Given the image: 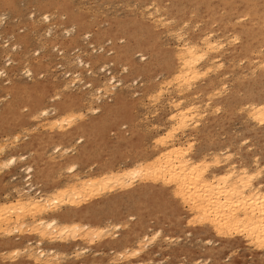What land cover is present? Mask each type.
Returning a JSON list of instances; mask_svg holds the SVG:
<instances>
[{
  "label": "rangeland",
  "instance_id": "1",
  "mask_svg": "<svg viewBox=\"0 0 264 264\" xmlns=\"http://www.w3.org/2000/svg\"><path fill=\"white\" fill-rule=\"evenodd\" d=\"M152 17L159 20L154 24ZM179 35L197 45L211 35L222 48L214 54L221 66L215 60L209 68L206 60L200 62V77L190 78L178 94L171 75L179 68ZM78 57L89 67H77ZM111 75L112 94H96ZM168 81L171 87L165 86ZM162 87L164 94L156 97ZM178 102L197 103L201 113L197 125L175 134V142L196 158L226 150L230 162L259 172L264 184V125L248 114L250 104L264 102V0H0V151L6 146L0 159L27 157L11 171L0 170V203L14 200V190L23 187L20 169L26 165L33 169L35 188L45 193L69 175L101 174L150 159L170 146H162L157 136L170 128L168 118ZM42 109L50 114L33 117ZM67 112L74 114L73 128L46 124ZM62 131L67 139L59 141ZM57 145L61 150L54 153ZM71 163L78 165L74 174L66 170ZM167 184L138 182L128 193H108L91 203L81 222L92 227L120 223L119 240L150 230L153 241L125 261L131 264H264V246L250 244L243 231L220 232L197 217L198 225ZM28 232L0 231V264H41L25 260L26 254L10 251L12 259L8 254L13 245L6 241H19ZM85 238L57 246L62 257L57 263H125L111 252L116 244Z\"/></svg>",
  "mask_w": 264,
  "mask_h": 264
},
{
  "label": "bare ground",
  "instance_id": "2",
  "mask_svg": "<svg viewBox=\"0 0 264 264\" xmlns=\"http://www.w3.org/2000/svg\"><path fill=\"white\" fill-rule=\"evenodd\" d=\"M45 19L48 18L45 17ZM153 20L152 17V21ZM162 20L163 18L161 21ZM155 21H153V23ZM162 24L164 23L161 22V25ZM178 34L176 36H178ZM211 35L205 36L202 39L201 45L191 43L182 37L180 38L179 35L181 41H179L180 43L178 44L177 49L179 68H176L177 70L172 74L173 76L171 75L172 85L173 82L176 86L178 85V90H176L177 88L175 89L178 91V94L180 91V93H182L180 87H185V83H187L190 78H197L200 75V62L206 60L209 68L212 63L211 61L215 60V66H221V61L218 59L220 55L214 54L222 48V44L217 42L219 40H215ZM210 55L213 56L210 57ZM77 60V67H89V63H84L80 57H78ZM104 67L101 68L104 70ZM26 73L31 76V71L29 69H27ZM79 75V73L75 74L76 80H78L77 78ZM114 82V77H109L107 84L105 83L100 88H97V90L95 89V93H98L101 96L112 94L111 91L114 90V85L112 84ZM171 82L165 86H168ZM162 83L163 82H161V85ZM88 86L90 87L91 85ZM163 88L164 87L160 89L157 88L159 90L157 91L156 97H162V94H164L163 90H165V88ZM91 92H93V90H90L88 93L92 94ZM166 93H168V91ZM101 96L95 97L94 95L96 98L94 100L97 101L98 99L99 101ZM174 101H177V99ZM174 101L171 102L173 103ZM249 106L250 113L248 114H251L253 119L257 120L261 125H264V102L252 103ZM174 107L175 110H172L173 112L168 118L169 122H171L170 128L164 135L157 136L159 138L158 142L162 146H166L167 144H170V146L163 148L150 159L135 161L127 167L107 169L101 174H94V172H92L84 177H78L76 175L74 178L69 175L70 179H67L63 184L56 186L45 193L36 189L31 182V173L33 172L31 166L26 165V167L20 169V171L25 174L23 177V187H17L18 189L14 190V200L0 203V231L3 230L7 235H10L13 234V232L21 233V231L24 232L25 230L29 231V234L25 236L22 235L23 238L19 241L17 239H15V241L12 238L7 240L6 244H10L11 242L13 245L8 250V254H11L10 256H12L13 252L16 254L19 253L18 255L26 254L25 260L32 261L33 263L58 264L60 262L59 259L62 257L61 253H58L55 250L57 246L67 245L68 243L66 241L70 239H73L75 240L74 242H76L85 237L90 239L89 242H93L94 240L100 241L105 239L103 238L105 235L113 231V237L109 235L111 239H105V243L107 242V244H111V246L113 244L117 245V248H112L113 251H111L117 255L114 257H117V260L122 261V263L137 258L141 255L142 249L145 248L143 243L147 244V242L153 241L149 234L150 230L149 232L147 230L139 235H135L134 238H131V241L129 240L131 237L130 233L129 236L119 240L117 232L122 228L120 223L108 221L103 226L92 227L88 224L82 223L81 220L83 219V216H85L83 215V212L85 213V210L88 207H91L90 205L94 200L108 198L110 197L108 196V193L111 194V192H115L116 190H120V193H128L132 191L135 184L138 182L141 185H149V183L170 184L174 196L179 198L182 201L181 203L185 206H188L187 210L194 215L195 222L199 223L198 225H200V222L198 221L201 220L207 222L204 223L209 225V227L220 232L232 233L243 231L247 240H250V244L255 242L256 245H259L260 248H262L261 246H264V184L259 181L261 179L259 175L260 173L255 169L256 173H254V171H250L246 166L236 167L234 165L235 163L230 162L231 154L226 150L221 151L220 153H213L210 158H206L205 155H200L201 158L189 155L190 149L187 151L188 147H186L184 143L175 142L174 136L178 131H183L187 127L189 128V125H192V123L197 125V120L195 119L200 116V107L197 103L193 102L185 105L182 102H178L174 104ZM247 110L248 108L246 111ZM94 113H97V108L94 110ZM49 114V111L46 109L36 110L33 117L42 118ZM73 115L72 112H67L64 115L50 119L49 123H47L46 120V124L54 123L55 125V123H57V125L61 127L63 124L64 126L69 125L71 127V123L74 122H71ZM55 127L53 126V128ZM48 128L50 127L47 126V129ZM62 135H65L63 131L58 139L59 141L67 139L66 136ZM17 136H15V138ZM68 141L72 142V138ZM75 141L80 143L81 138H78ZM155 145L159 146L158 143ZM5 148H2L0 153H3ZM53 150L54 153H57L61 148L57 145ZM19 155L9 156L8 158L3 159L1 158L0 170L4 169L11 171L17 163L24 162L27 159L26 156ZM253 160L254 165L260 170L261 168L259 167L261 166L257 165V159L255 158ZM213 168L221 171L219 173L212 172L211 169ZM66 170L68 174H74L78 170V165L76 163L68 164ZM87 170L92 171L93 168L90 167ZM210 172L212 173L209 175L208 173ZM15 179L16 178H14V180ZM255 181L258 182L256 183ZM85 204L88 205L83 206ZM196 218L200 219L196 220ZM26 227L28 228L27 230L25 229ZM160 234L161 230L158 229L152 236L157 238ZM10 237L11 236L8 238ZM0 243L3 244L2 242ZM19 243L23 245L21 248ZM131 243L138 244V247H135V244L131 247ZM252 244L254 245V243ZM46 245L52 246V248H46ZM141 246H143V248ZM148 246L149 245H147V247ZM256 248H258V246ZM10 251L13 252L10 253ZM5 253L7 254V252ZM13 257L14 254L11 259ZM58 257L61 258L58 259ZM57 261L59 262L57 263ZM124 264L131 263L125 262Z\"/></svg>",
  "mask_w": 264,
  "mask_h": 264
}]
</instances>
